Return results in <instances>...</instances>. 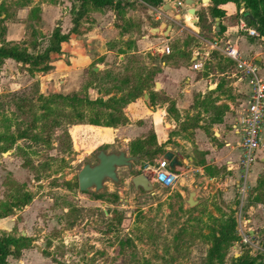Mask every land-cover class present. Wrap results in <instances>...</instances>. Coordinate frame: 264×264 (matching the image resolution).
<instances>
[{
    "label": "rangeland",
    "instance_id": "1",
    "mask_svg": "<svg viewBox=\"0 0 264 264\" xmlns=\"http://www.w3.org/2000/svg\"><path fill=\"white\" fill-rule=\"evenodd\" d=\"M44 3L48 8L41 22L39 12ZM210 5L211 1L195 0L189 6L185 0H165L155 7L165 14L163 22H167L171 11L178 20L186 15L187 23L193 27H185L182 21L181 31L168 42L157 39L155 32L146 42L141 36L148 34L147 27L155 23L156 12L140 2L120 8L101 7L111 10L101 16L100 8L91 4L79 11V4L73 0H0V47L41 55L52 45L55 27L68 37L71 33L81 36L78 27L86 14L87 26L92 21V35L106 18L128 37L120 43L111 39L116 51L126 55L112 63L106 73L94 72L90 67L73 73L54 70L56 65H50L51 56L36 65L0 59V146L4 147L0 152V235L26 237L21 243L24 247L20 257L8 255V262L205 264L221 228L230 221L237 228L240 199L233 183L223 187L227 175L223 167L218 172L212 167L210 172H203L193 170L192 162L187 160L188 165L176 168L178 177L172 188L155 184L152 192H146L134 189L131 183L133 176L147 175L168 152L185 159L203 153L204 149L198 151L200 143L216 138L213 133L218 128L212 119L218 117L220 110L212 106L229 104L235 97L231 89L235 82L232 63L220 50L211 49L212 44L223 46L228 40L218 37L216 20L209 14ZM190 7L195 8L194 15L187 12ZM222 8L225 15L219 20V30L223 33L229 27L231 34L246 37L264 50V41L248 36L240 28V18L248 25L243 5L232 2ZM73 18L78 19L76 25ZM68 37L60 45V51L51 55L68 53L65 44ZM165 43L170 54L160 58L154 53L155 47ZM194 52H209L199 74H214L217 80L212 78V83H218L217 93L206 89L203 97L196 91L188 93L185 90L189 81L185 78L171 91L173 97L161 87H154V82H162L153 76L155 68L162 66L160 61L191 66L187 58H192ZM52 93H82L90 100L105 102L123 97L126 101L120 105L98 103L76 109L51 103L49 108L53 110L64 109V113L57 115L41 107L43 99ZM144 94L148 97L144 98ZM16 102L23 104L21 109L16 108ZM110 114L119 118V123L109 127L117 132L120 129L121 135L109 143H101L104 139L93 128L102 125L89 121L99 116L102 122H107ZM54 120L59 124L55 125ZM128 129L135 131L128 134ZM159 130L165 132L162 143L157 142ZM138 139L143 140V145L136 142ZM101 149L124 150L139 160L133 162L131 170L117 169V183L107 179L98 192L93 189L81 192L77 173L85 163H97L96 154ZM208 173L216 176L211 179ZM258 182L259 178L249 188L241 220L252 218L250 226L255 228L252 237L259 236L264 241V185ZM190 191L195 192L197 201L191 207L187 204ZM235 235L225 250V264H230L242 251L249 252L241 244L238 232Z\"/></svg>",
    "mask_w": 264,
    "mask_h": 264
},
{
    "label": "crops",
    "instance_id": "2",
    "mask_svg": "<svg viewBox=\"0 0 264 264\" xmlns=\"http://www.w3.org/2000/svg\"><path fill=\"white\" fill-rule=\"evenodd\" d=\"M126 3H132V2H126ZM47 8L48 6L45 5V3L42 4L40 7L39 16L41 22L42 20H45L44 12L47 11ZM110 11L111 10L104 8L98 9V12L101 14V16L105 12L109 13ZM86 15L83 16V21L80 22L78 27L79 29L82 30L81 36H79L78 34L71 33L68 37L69 42H65L67 46L66 52L68 53L61 55L55 53L51 55L52 53H50L49 56H51L52 59L50 65L51 64L56 65V68L54 67V70H57L58 68L59 71L61 69L62 72L64 70L67 73L70 72L73 73L81 69L85 71L87 68L90 67L94 71V65L95 66L97 65L96 67H98L97 68L98 71H104L106 73L107 70L109 71V68L111 67L112 63L116 64V60L121 61L125 58L126 54L119 53V51H116L115 47L112 45L113 41L111 39L114 38L115 40H118L117 43H120L121 39L126 40L128 38L127 35L120 34L118 32L119 28L117 27V25H115L112 20L106 18H104L105 21L100 23L98 32L92 35V32L90 30L92 21L89 23V26H87L88 18ZM168 15L169 16L166 17L167 18L166 23L171 24L172 26L171 30L167 35L168 37H165L163 35V32L161 30H158V32H155L159 36L157 39H161L166 42L171 40L173 35L181 31L180 23L182 21L184 22L185 27H193L192 25H189L187 23L185 19L186 15H183L182 17L180 16V20H178V17L175 14V12L170 11ZM162 18L165 17L162 16L159 18L155 14V18H154L155 23L153 22L151 26L147 27L148 34L142 35L141 36L142 40L146 42L148 41L147 39L149 38V35H152V29L158 28L160 24L163 23L164 20H162ZM242 19L243 18H240V22L242 21ZM68 21H70V19ZM191 22H193V19ZM217 35L220 39H223V37H227V40L231 42H236L240 50V53L243 56L253 57L256 63L258 64V66L260 67L261 75L264 77V50L262 46L252 43L251 41L249 42L248 38L242 37L239 34L236 35L231 34L229 31V27L226 29L225 32L223 33L221 32L220 35L217 33ZM158 47L161 46H156L155 48ZM116 48H118V45L116 46ZM158 56H160V58H163L167 55H158ZM79 59H81L80 62H78ZM187 59H189V61L193 63L194 54L192 58H190L189 56ZM5 60L14 61L13 59L10 58H7ZM228 61L230 62V60ZM93 63L95 64L93 65ZM159 63L162 66L158 67V69L155 68L156 69L154 72L155 75L153 76H155V79H162V82L159 83V87H161V90L165 91L166 94H169L172 97H173L172 95L173 93L171 91L176 90V86H178V83L181 81L182 78H185V80L189 81L187 85L188 90H185L188 93H190L191 91H196L201 95V97H203L206 90L207 91L210 90V93L211 92L215 93V91L217 93V91L219 90L217 86L218 83L216 81L212 83V78L216 79L213 73H208V75L204 73L199 74L202 70H194L192 68V64L191 66H186L184 63L176 64V65L171 63L169 64L165 61H160ZM196 73L198 76L194 77ZM156 83L158 82L153 83L155 88L157 87ZM233 83H234V87L231 88L233 94L235 95L233 101L229 102V104L223 103V104H215V106L214 105L212 106L213 109L215 108L217 110H220L218 117L212 119V123L216 124L215 127H218L217 130H214L213 133L216 138L207 140L208 142L206 141L200 143L198 151H200V149H204L203 153L200 152L198 154L195 153L193 154V156H188L187 159L179 155L178 156L179 165H177L176 168L179 169V168H183L185 165H188V163L186 162L187 160L192 162L194 167L193 170H199L203 172L204 171L210 172L209 170L210 167L214 168V170L218 172L223 167L225 172L227 173V175L225 176V180L223 182L224 183L223 187L224 186L226 187V185L231 186V184L233 183L234 187L236 188L235 182L237 179V160L240 154L238 143L240 137L238 133H236L234 128L237 126V122H238V118L240 117V114L247 105L249 87L245 83H241V82H233ZM139 103L140 102H137L139 106L145 108L143 103L141 104ZM164 114L165 113H163V116ZM93 129L97 130L98 136L104 139L102 140L103 142L101 141V143H109L111 140H114L116 136L121 135V131L119 128H118L119 132L116 131L117 129H113L112 127H108V126L94 127ZM134 131H135L134 129H128L127 133L130 134L133 133ZM262 136L264 140L263 131H262ZM157 137H158L157 140L158 143L164 142L165 132L159 130ZM202 146L203 148H201ZM199 155L201 157L200 159H199ZM263 157H264V150L263 147H261L260 150L257 152V159L255 160V163L253 164V167L249 175L250 189L251 187H254L256 185L257 179L262 174H264V170H263L264 162L262 160ZM208 174H209V178L211 179H213L214 176H216L212 173H208ZM227 189L230 190V187ZM257 204L259 205L260 203ZM244 220H246L245 228L248 230L250 234H254L255 228L250 226L253 219L243 218L242 221Z\"/></svg>",
    "mask_w": 264,
    "mask_h": 264
},
{
    "label": "built area",
    "instance_id": "3",
    "mask_svg": "<svg viewBox=\"0 0 264 264\" xmlns=\"http://www.w3.org/2000/svg\"><path fill=\"white\" fill-rule=\"evenodd\" d=\"M122 1L143 3L152 8L159 18L164 16L162 11L149 6L141 0ZM241 22L240 28L246 32L248 36L264 40V37L259 34L256 27L248 26L243 20ZM211 49L220 50L222 55L230 60L233 67L232 77L235 78V82L245 83L249 87L247 105L240 114L237 126L234 128L240 137L238 143L240 154L237 160V179L235 185L241 207L239 208V212H237L238 228L236 229L241 236V244L249 250L248 253L250 256L264 263V241H262L259 236L252 237L253 234H250L245 228L246 220H241L242 207L249 192V175L257 159V152L264 146L262 136V130L264 128V77L261 75L260 67L255 59L253 57L243 56L236 42L228 40L223 46H218L217 43H215L211 45ZM154 53L157 55H169L170 47L168 44H164L161 47L155 48ZM208 58L209 52H194L192 68L194 70H202ZM147 176L153 185L158 184L164 188H172L178 174L176 170L170 168L169 161L162 157L161 160H158L151 168L150 172L147 173Z\"/></svg>",
    "mask_w": 264,
    "mask_h": 264
},
{
    "label": "trees",
    "instance_id": "4",
    "mask_svg": "<svg viewBox=\"0 0 264 264\" xmlns=\"http://www.w3.org/2000/svg\"><path fill=\"white\" fill-rule=\"evenodd\" d=\"M74 3H78L81 7H86L88 4H91L97 8L101 7H110L117 6L118 8L124 7L127 5L126 2L122 0H73ZM142 2L148 4L152 7H158L164 3L165 0H141ZM211 5L209 7V14L212 18L216 19L219 18L221 20L225 15V10L222 8L223 5L227 3H238L242 4L243 8L246 10L248 14V25H253L259 31V34L264 37V0H210ZM73 21L74 25H76L78 19ZM222 30V28H221ZM67 35H64L60 32V29L55 27L52 34V45L46 48L41 55H33L27 52H20L17 50L7 49L5 47H0V59H13L17 62L36 65L40 61L47 60L50 53L53 51H60V45L62 42L66 41ZM189 57V56H188ZM126 101V98H119V99H108L105 102L102 99L90 100L89 98L85 97L82 93H69V94H61V93H52L47 98L43 99L42 108L44 110L49 109L50 112H53L57 115L64 113L63 108L58 109H51L49 105L51 103H62L67 107H71L72 109H76L77 107H82L84 105H95V104H102L104 106H108L111 103H117L120 105ZM23 104L21 102H16V108L21 109ZM121 114V111L120 113ZM100 115V112L98 113ZM111 118L107 122H102L97 116V118L92 119L89 121V124L92 125H102V126H114V124L119 123V118L114 117V114H110ZM55 125L59 124L57 120L53 121ZM155 139V136H153ZM13 141V139H11ZM137 143H143L142 139L136 140ZM143 145V144H142ZM4 147L0 146V152H2ZM259 185H264V176L259 177ZM260 186V187H261ZM258 189V187H257ZM28 201L25 200L24 203L26 204ZM236 227L234 228V224L232 221L228 222V225L221 228L219 231V235L215 237V244L210 249L209 255L205 260V264H225L224 256L225 250L227 245L230 241L235 238ZM26 241V237H19L14 238L12 236H5L0 235V264H11L7 260L8 255H13L17 258L21 255V249L24 247L21 245L22 242ZM11 247L13 249H11ZM230 264H264L261 260L253 258L247 251H243L238 257L233 258Z\"/></svg>",
    "mask_w": 264,
    "mask_h": 264
},
{
    "label": "water",
    "instance_id": "5",
    "mask_svg": "<svg viewBox=\"0 0 264 264\" xmlns=\"http://www.w3.org/2000/svg\"><path fill=\"white\" fill-rule=\"evenodd\" d=\"M209 1L210 0H201L202 3ZM185 3L191 6L195 3V0H185ZM166 7L167 6L164 5V8ZM188 13L194 15L195 8L190 7L188 9ZM215 20V30L220 35L221 31L219 30V18H216ZM171 27V24L163 22L158 28H153L152 32H158V30H161L163 35L167 37ZM94 71H97V67H94ZM156 86L159 87V83H156ZM146 97H148V94H144V98ZM163 157L169 161L170 168L172 170H175L176 166L179 165L178 156L168 152ZM96 159L97 163L93 165L85 163L77 173L78 189L81 192H85L89 189H93L95 192H98L103 188L104 182L107 179L117 183L119 181L117 169L120 167H127L131 170L133 162H138L139 160L138 157L130 156L124 150L106 152L102 149L96 154ZM262 160L264 162V157ZM131 183L133 188L136 190L141 188L146 192H152L154 189L153 183L146 174H137L133 176L131 178ZM194 195V191H190L188 194L187 204L190 207L197 203V201L194 200ZM23 235H25V233H23Z\"/></svg>",
    "mask_w": 264,
    "mask_h": 264
}]
</instances>
